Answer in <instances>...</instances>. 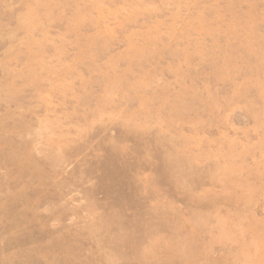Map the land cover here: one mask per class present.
I'll return each mask as SVG.
<instances>
[{"label": "rangeland", "instance_id": "374dc122", "mask_svg": "<svg viewBox=\"0 0 264 264\" xmlns=\"http://www.w3.org/2000/svg\"><path fill=\"white\" fill-rule=\"evenodd\" d=\"M0 264H264V0H0Z\"/></svg>", "mask_w": 264, "mask_h": 264}]
</instances>
